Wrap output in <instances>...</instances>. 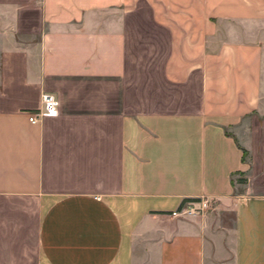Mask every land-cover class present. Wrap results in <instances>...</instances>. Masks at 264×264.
Here are the masks:
<instances>
[{
	"label": "crops",
	"instance_id": "obj_1",
	"mask_svg": "<svg viewBox=\"0 0 264 264\" xmlns=\"http://www.w3.org/2000/svg\"><path fill=\"white\" fill-rule=\"evenodd\" d=\"M0 264H264V0H0Z\"/></svg>",
	"mask_w": 264,
	"mask_h": 264
},
{
	"label": "built area",
	"instance_id": "obj_2",
	"mask_svg": "<svg viewBox=\"0 0 264 264\" xmlns=\"http://www.w3.org/2000/svg\"><path fill=\"white\" fill-rule=\"evenodd\" d=\"M59 114V101L54 94L44 93L41 96V107L33 112L28 113V121L31 125H35L41 119L56 118ZM211 207L208 199H200L197 201H186L180 207L171 212L173 218H180L201 214L209 210Z\"/></svg>",
	"mask_w": 264,
	"mask_h": 264
}]
</instances>
